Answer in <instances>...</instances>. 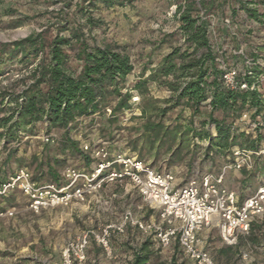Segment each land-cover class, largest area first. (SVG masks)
<instances>
[{
  "label": "trees",
  "instance_id": "1",
  "mask_svg": "<svg viewBox=\"0 0 264 264\" xmlns=\"http://www.w3.org/2000/svg\"><path fill=\"white\" fill-rule=\"evenodd\" d=\"M134 1L64 0L44 28L0 43V74L14 61L18 64L16 69L30 67L27 76L0 90L3 149L16 153L21 138L32 135L37 125L45 124L46 134L59 132V152L78 155L88 167L94 159L70 136L72 128L84 119L90 126L98 115L102 121L100 130H108L120 114L133 108V93L138 96V114L132 117L135 135L127 146L139 160L153 164L166 155V165L172 166L187 156L192 160L198 151L203 152V157L224 156L234 146L255 150L262 144L264 91H260V78L264 75V55L241 44L240 39L256 34L252 22L264 24L257 10L264 0H174L176 29L163 33L158 42V46L168 44L169 51L156 65L144 64L127 86V78L134 70L127 47L104 36L97 39L96 32L104 31L105 22L94 12L124 7ZM22 23L17 19L9 27ZM231 68H236L239 78L248 85L255 82L259 90L225 88L221 75ZM28 80L31 81L26 84ZM18 83L24 88L10 90ZM152 87L167 95L154 96ZM106 108L110 109L107 117ZM177 108L174 119L168 121L167 115ZM205 108L208 110L203 115ZM243 109L253 110L251 118L262 121L255 137L239 131L237 123ZM215 111L220 112V118L214 116ZM195 117H201L198 124ZM209 124H213L215 135L207 129ZM195 139L205 141V145L195 144ZM13 142L16 145L10 146ZM62 164L63 159L54 156L39 160L32 179L41 183L42 178L49 176V182L60 184L63 177L57 168ZM248 175L247 179L253 176ZM6 177L7 174L2 176L0 182ZM146 249L143 242L134 252L131 264H149L150 253ZM162 264L183 263L172 256Z\"/></svg>",
  "mask_w": 264,
  "mask_h": 264
},
{
  "label": "rangeland",
  "instance_id": "2",
  "mask_svg": "<svg viewBox=\"0 0 264 264\" xmlns=\"http://www.w3.org/2000/svg\"><path fill=\"white\" fill-rule=\"evenodd\" d=\"M63 1L0 0V43L21 39L31 32L41 30L48 24L50 18L54 16L55 10L60 8ZM174 9V0H135L124 7H115L110 10L101 8L94 12V16L105 22L104 31L97 30L96 32L99 35L97 39L104 36L110 42L123 44L127 47L134 65L133 72L127 78V86L134 82L144 64L150 62L152 66L156 65L161 56L169 51L168 44L158 46V42L163 33L176 29L177 21L173 16ZM257 10L264 20V5L258 4ZM17 19L23 21L22 25L16 28L9 27V24ZM250 25L254 26L256 34L244 36L240 42L241 44L246 43L250 49L264 55V24L259 26L254 21ZM8 66L14 69L18 64L14 61ZM260 81V91L263 92L264 75ZM10 83H12L10 80H7L5 85L0 82V90ZM21 86L23 85L19 83L12 85L10 90L19 91ZM151 91L158 98L167 95L166 91L156 87H152ZM133 95L137 96L136 93ZM131 102L133 108L120 114L117 122L108 130H100L102 121L100 116L96 115L90 126H88L90 122L87 119L80 121L72 128L70 136L79 141L80 148L82 143H89L92 146L101 143L110 152L119 151L132 154L133 152L127 146V141L135 135L133 129L135 120L132 117L138 114L136 108L138 101L134 102L131 99ZM206 110L208 108L203 109V115ZM178 111L177 108L170 112L166 117L167 120L174 119ZM244 111H249V109H243L241 113ZM108 115L105 111L104 116ZM214 116L220 118L221 114L215 111ZM200 119L201 117H195V123L198 124ZM207 129L212 135H215L213 124H209ZM42 133H45L44 124L37 125L32 135L21 138L20 146L14 154L8 153L9 150L3 149L2 143H0V178L19 167H25L34 173L39 160L44 161L53 156L63 159L62 166L57 168L58 174L62 173L66 167L78 170L86 168L82 158L78 155L59 152L57 148V141L60 139L59 132H51L52 140L49 142H43L40 139ZM260 135L264 142V129L260 131ZM194 142L195 144L201 143V146L205 145V141L200 142L198 139H195ZM10 146L13 145L10 144ZM166 157V155L160 156L153 164L150 160L145 159L144 161L155 169L171 171L179 184H184L194 175L217 173L224 166H229L232 163V155L229 152H226L224 156L203 157V152L198 151L192 160L187 156L183 161L172 166L166 165ZM263 168L264 154L252 156L250 167L240 170L245 178L240 182L241 185L238 184V178L233 175V171L239 170H235L233 167H230L225 175L226 179L231 173V182L224 183L227 188L239 192L240 198L243 199L254 193L251 179L259 175L262 179H260V183L264 181V171H260ZM246 174H253V176L247 179ZM42 181L49 182L52 179L45 176ZM7 208L12 210L13 214L0 218V264H40L43 259L58 260L69 239L82 231L98 230L106 223L116 222L126 211L133 218L142 221L157 220L158 218L156 209H152L144 203L137 189L128 180L104 186L96 194L87 197L85 201L45 208L38 212L32 211L28 207L26 197L16 191L10 197L0 199V210ZM201 239L205 249L218 264H238L240 254L245 247L242 238L237 241L236 245L228 247L221 241L214 228L203 230ZM143 242H146V250L150 253L149 264H162L169 261L172 256L183 264H193V261L184 255L177 244L161 247L152 236H146L130 226L123 234L111 236L110 254H106L92 241L87 248L86 260L81 264H131L134 252Z\"/></svg>",
  "mask_w": 264,
  "mask_h": 264
},
{
  "label": "built area",
  "instance_id": "3",
  "mask_svg": "<svg viewBox=\"0 0 264 264\" xmlns=\"http://www.w3.org/2000/svg\"><path fill=\"white\" fill-rule=\"evenodd\" d=\"M29 68H9L0 74V82H13L29 73ZM251 75L250 71H247ZM236 68L225 70L221 75L222 84L230 90H259L255 82L248 85L239 78ZM31 80L26 82L29 83ZM24 88L21 86L20 90ZM19 90V91H20ZM138 101V96H132ZM7 102V101H5ZM10 105H13L10 103ZM107 114L110 109L106 108ZM252 111L241 113L237 123L239 131L252 137L260 130L259 117L251 118ZM45 125V124H44ZM26 137V136H25ZM43 142L52 140L50 134L42 133ZM12 145H16L13 142ZM81 149L93 159L90 165L78 170L63 169V182H37L31 172L20 167L0 182V199L18 191L26 197L28 207L38 212L45 208L65 206L72 202L85 201L99 192L106 184L128 180L146 205L156 209L157 220L142 221L124 212L116 222H109L98 230H85L69 239L61 251L60 259H43L40 264H81L86 260L87 248L95 242L106 254H110V238L123 234L134 227L146 236H152L161 247L177 244L193 264H218L205 249L201 239L203 230H217L221 241L227 246L237 244L238 238L249 233L251 224L264 218V181L255 192L244 199L225 185V175L230 167L235 170L249 168L252 156L264 154V142L255 150L232 147V163L217 173L194 175L184 184L176 182L171 171H162L139 160L133 154L119 151L110 152L103 144L92 146L82 143ZM13 214L9 208L0 210V218ZM238 264H264L254 262L248 252H241Z\"/></svg>",
  "mask_w": 264,
  "mask_h": 264
},
{
  "label": "crops",
  "instance_id": "4",
  "mask_svg": "<svg viewBox=\"0 0 264 264\" xmlns=\"http://www.w3.org/2000/svg\"><path fill=\"white\" fill-rule=\"evenodd\" d=\"M233 175L236 178H238V180H239L238 184L241 185L240 182L243 179H245L242 176L241 171H237V172L233 171ZM230 177H231V173H230V176H228V178L226 177V179H225L226 183L231 182ZM260 179L261 178L259 177V175L256 178L251 179V186L254 187V190H253L254 192H255L256 188L258 187V185L262 183V182L260 183V181L262 180V179L261 180ZM107 185H109V184H106L105 186H107ZM236 193H237L238 197H240L239 192L236 191ZM241 238L243 239L244 245H245L243 252H248L250 258L254 262L264 263V218H259L258 220L253 222L251 224L249 233L247 235L240 236L238 238V240ZM228 247H230V246H228Z\"/></svg>",
  "mask_w": 264,
  "mask_h": 264
}]
</instances>
